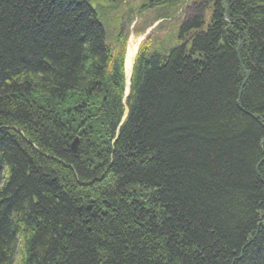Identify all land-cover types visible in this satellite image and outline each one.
<instances>
[{
	"label": "trees",
	"instance_id": "1",
	"mask_svg": "<svg viewBox=\"0 0 264 264\" xmlns=\"http://www.w3.org/2000/svg\"><path fill=\"white\" fill-rule=\"evenodd\" d=\"M94 1L0 0V264H264V0L141 48L128 95Z\"/></svg>",
	"mask_w": 264,
	"mask_h": 264
},
{
	"label": "rangeland",
	"instance_id": "2",
	"mask_svg": "<svg viewBox=\"0 0 264 264\" xmlns=\"http://www.w3.org/2000/svg\"><path fill=\"white\" fill-rule=\"evenodd\" d=\"M91 4L106 30L110 50L114 54L123 55L125 62L127 44L132 33L143 36L139 51L145 47L149 49V53H164L177 45L179 26L184 20L202 13L206 23L210 21L208 7L212 0H163L154 5L146 0H99ZM124 73L127 78L125 66ZM88 124V128L94 125L93 129L96 131L103 129L98 123ZM99 136L97 148L104 150L108 134L106 137ZM138 192L143 191L139 189Z\"/></svg>",
	"mask_w": 264,
	"mask_h": 264
},
{
	"label": "bare ground",
	"instance_id": "3",
	"mask_svg": "<svg viewBox=\"0 0 264 264\" xmlns=\"http://www.w3.org/2000/svg\"><path fill=\"white\" fill-rule=\"evenodd\" d=\"M142 41H143V36L136 35L134 33L130 35V38L128 40L125 62H124L125 72L127 74V81H130L133 66L135 64L136 56L139 52V48Z\"/></svg>",
	"mask_w": 264,
	"mask_h": 264
},
{
	"label": "water",
	"instance_id": "4",
	"mask_svg": "<svg viewBox=\"0 0 264 264\" xmlns=\"http://www.w3.org/2000/svg\"><path fill=\"white\" fill-rule=\"evenodd\" d=\"M128 82H129V81H128ZM129 91H130V82L127 84V94L129 93ZM126 115H127V111H126V114H125L123 120L125 119ZM76 145H77V140H75V142H74L72 148L75 149Z\"/></svg>",
	"mask_w": 264,
	"mask_h": 264
}]
</instances>
